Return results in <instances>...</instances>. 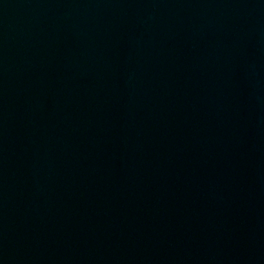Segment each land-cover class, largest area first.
I'll use <instances>...</instances> for the list:
<instances>
[{
  "label": "water",
  "instance_id": "obj_1",
  "mask_svg": "<svg viewBox=\"0 0 264 264\" xmlns=\"http://www.w3.org/2000/svg\"><path fill=\"white\" fill-rule=\"evenodd\" d=\"M0 264H264V0H0Z\"/></svg>",
  "mask_w": 264,
  "mask_h": 264
}]
</instances>
